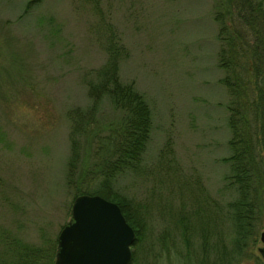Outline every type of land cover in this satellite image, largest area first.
<instances>
[{
    "label": "rangeland",
    "instance_id": "374dc122",
    "mask_svg": "<svg viewBox=\"0 0 264 264\" xmlns=\"http://www.w3.org/2000/svg\"><path fill=\"white\" fill-rule=\"evenodd\" d=\"M215 5L216 0H0V259L13 258V249L24 245L35 253L31 261L50 264L75 187L85 186L68 178L76 135L69 115L92 105L88 81L115 43L125 51L116 62L119 82L131 83L150 110L139 164L119 172L112 188L142 219L129 264H264L257 251L264 246V220L254 241L239 248L225 218L224 203L234 191L222 179L228 169L222 160L229 153L228 95L218 81ZM93 109L89 139L117 130L121 111L108 97ZM79 152L78 161H87V147ZM179 217L183 226L195 227L187 258ZM203 218L210 222L204 249L198 232ZM202 255L200 263L196 258Z\"/></svg>",
    "mask_w": 264,
    "mask_h": 264
},
{
    "label": "trees",
    "instance_id": "16d2710c",
    "mask_svg": "<svg viewBox=\"0 0 264 264\" xmlns=\"http://www.w3.org/2000/svg\"><path fill=\"white\" fill-rule=\"evenodd\" d=\"M215 8L213 19L217 23L215 35L219 40L216 62L222 69L218 81L228 95L224 107L229 153L222 157L228 169L222 179L224 185L234 191L233 198L224 203L228 212H225V218L229 217L233 224L235 246L242 248L246 241H254L258 222L264 220V0H216ZM122 54L124 57V46L122 50L114 43L108 48V60L94 79L88 81L92 105L86 111L76 109L69 115L70 121L75 123L73 132L76 135L72 140L67 171L69 179L85 185L75 187L77 194L97 193L115 201L132 226L136 240V227L142 222L136 215L138 210H131L123 196L112 188L119 172L134 170L139 164L150 130V110L131 83L119 82L116 62ZM105 96L111 100L113 108L121 111L116 118L117 130L89 139L88 135L95 132L93 108ZM97 137L99 139L95 140ZM86 147L89 158L80 162L79 151L83 152ZM181 222L179 217L180 227L183 226ZM205 223L210 224L203 218L198 228L203 249L207 238ZM192 231L195 227L190 223L178 229L186 248L185 258ZM55 247L56 238L51 245L50 264ZM12 254L13 258H1L0 264H37L31 261L35 253L29 247H15ZM203 256L196 259L201 263Z\"/></svg>",
    "mask_w": 264,
    "mask_h": 264
},
{
    "label": "water",
    "instance_id": "95a60500",
    "mask_svg": "<svg viewBox=\"0 0 264 264\" xmlns=\"http://www.w3.org/2000/svg\"><path fill=\"white\" fill-rule=\"evenodd\" d=\"M134 238L115 201L80 193L72 198L69 218L57 232L53 264H129ZM257 251L264 258V246Z\"/></svg>",
    "mask_w": 264,
    "mask_h": 264
}]
</instances>
